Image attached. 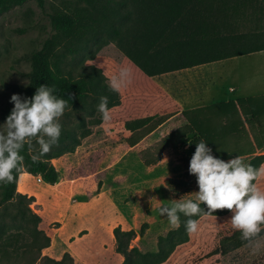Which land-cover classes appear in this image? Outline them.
I'll return each instance as SVG.
<instances>
[{
    "label": "trees",
    "instance_id": "trees-1",
    "mask_svg": "<svg viewBox=\"0 0 264 264\" xmlns=\"http://www.w3.org/2000/svg\"><path fill=\"white\" fill-rule=\"evenodd\" d=\"M28 1L0 0V16ZM37 1L42 5L44 0ZM67 3L74 7L51 16L54 34L29 57L31 69L25 92L31 97L41 84L54 86L56 95L68 101L64 112L80 109L84 113L76 128H62L58 144L51 149L63 148L55 154L47 153L33 162L32 150L36 147L27 141L21 150L23 168L18 174L14 172V182L0 184L1 264H20L24 253H31L34 264L40 253L50 247L51 239L39 228L42 218L31 208L34 198L19 193V181L27 174L42 178L47 185H57L59 171L52 160L74 153L81 138L94 134L95 143L105 145L122 137L127 147L135 150L170 120L180 121L175 131L138 153L148 170L163 161L165 150H172L184 172L179 180L165 181L175 199L182 197L179 195L182 189L193 186L194 175L189 174L188 167L200 140L207 142L213 154L225 161L239 155L245 164L256 168L264 164V95L182 110L154 80L164 74L264 51V32L238 33L232 22L242 14L248 0H67ZM91 43L97 46L102 65L78 73L74 56L84 51L93 55ZM121 66L132 68L131 82L118 93L112 92L107 80ZM101 96L108 97L112 117L108 122H103L97 111ZM104 129L106 134L102 136ZM185 147L189 148V154L181 152ZM94 155L98 163L90 166V171L78 172L86 200L93 199L102 188L107 174L100 169L101 156ZM120 183L117 180L113 187ZM200 206L204 213L198 217L178 212L179 226L163 232L157 238L155 250L145 249L139 242L149 228L147 223L142 225L140 236L134 229L124 231L120 226L114 227L116 250L124 257L122 264H223L263 239L264 225L255 238L245 241L230 224L231 210L208 213L203 203ZM188 219L199 220L198 231L191 235L184 227Z\"/></svg>",
    "mask_w": 264,
    "mask_h": 264
},
{
    "label": "rangeland",
    "instance_id": "rangeland-1",
    "mask_svg": "<svg viewBox=\"0 0 264 264\" xmlns=\"http://www.w3.org/2000/svg\"><path fill=\"white\" fill-rule=\"evenodd\" d=\"M248 2L242 14L232 19L234 28L238 33H262L264 0ZM66 7L74 6L69 5L67 0H44L42 5L37 0H29L0 16V124H3L13 107L9 102L11 95L19 93L27 96V74L31 69L29 57L54 34L51 16ZM90 50L93 55L84 51L74 56V68L78 73L102 65L94 43H91ZM161 79L180 85L178 89L182 95H192V106L262 95L264 51L179 71L173 78H154L157 83H162ZM186 103L190 104V101ZM83 113L80 109L64 112L60 118L61 128H76ZM171 125L177 127L175 120L171 121ZM105 134L104 129L102 136ZM78 135L80 138L81 132ZM93 136L94 134L81 138L74 153H66L52 160L59 171L57 187L45 184L40 177L25 174L20 178L19 193L34 198L31 208L42 218L39 228L51 239L50 247L40 253V259L34 261V264H77L74 258L82 264H122L124 257L116 250L114 233L115 249H111L109 226H113V230L116 226L122 227L124 231L134 229L140 236L142 225L147 223L149 228L143 237L140 236L139 242L145 249L155 250L157 238L163 232L174 228L167 221V213L161 215L158 209L166 204L170 207L172 202H181L183 199L194 200L199 191L196 177L193 176V186L190 189H182L179 193L182 196L180 199L172 197L165 181L179 180L184 173L182 164L177 162L173 152V159L180 167L173 159V162L168 160L160 168L146 170L143 167L138 153L158 143L161 140L158 134L135 150H130L122 137H119L117 142L99 145L95 143L97 141L93 140ZM47 139L45 137L46 141ZM28 141L36 147L32 154L38 155L39 145L36 139ZM62 148L54 147L48 154H55ZM166 151L163 152V161ZM181 152L190 153L188 147L182 148ZM97 153L103 161L100 169L107 174L102 188L93 197L96 200L91 203L93 199L86 200L85 187L79 180L78 172L81 169L90 171V166L98 163L94 155ZM117 180H121V183L113 187ZM256 184L264 191V175ZM129 210L135 213L132 212L133 214L126 217L125 214H129ZM93 213L95 216H92ZM74 214L77 216L74 217ZM78 217L83 223L82 226H86L79 234L74 232L79 222ZM90 226L94 228L95 233L81 239L84 234L90 232ZM117 255L120 258H117ZM20 264H32L31 253H24ZM223 264H264V237L249 250L229 257Z\"/></svg>",
    "mask_w": 264,
    "mask_h": 264
},
{
    "label": "clouds",
    "instance_id": "clouds-1",
    "mask_svg": "<svg viewBox=\"0 0 264 264\" xmlns=\"http://www.w3.org/2000/svg\"><path fill=\"white\" fill-rule=\"evenodd\" d=\"M132 75L131 67L121 66L118 73L107 80L109 90L118 93L131 82ZM9 102L13 107L0 124V184L14 182V172L18 174L23 168L21 150L28 140L35 138L39 145V154L31 157L33 162L58 144L62 131L60 118L68 103L56 95L54 86L47 84L39 85L31 97L14 93ZM97 111L103 122L111 120L107 96L100 97ZM188 172L196 177L198 184L195 199H183L158 209L161 215L167 213V221L172 227L180 224L178 212L189 217L202 215L204 211L200 205L203 203L208 213L218 209L231 210L230 222L240 231V239L251 241L257 236L264 225V191L255 181L264 175V164L256 168L245 164L239 155L225 161L213 154L207 142L200 140L196 142ZM184 227L188 235L196 233L199 220L188 219Z\"/></svg>",
    "mask_w": 264,
    "mask_h": 264
},
{
    "label": "crops",
    "instance_id": "crops-1",
    "mask_svg": "<svg viewBox=\"0 0 264 264\" xmlns=\"http://www.w3.org/2000/svg\"><path fill=\"white\" fill-rule=\"evenodd\" d=\"M175 73H178V72H172V73H168V74H164V75H161V76H157V77H161V78H166V77H170V78H173L174 77V75H175ZM162 80V79H161ZM169 95H171L179 104H180V106H181V108H182V110H189V109H195V108H198V107H202V106H206V105H211V104H215V103H219V102H221L220 100H217V101H213L212 103H208V104H204V105H199V106H192L193 104H192V102L194 101V98H193V96L192 95H190V94H183L182 95V93L179 91V89H178V87H180V85H178L177 86V84H175V83H171V82H168V80H162V83H158ZM231 91H233L232 89H231ZM262 95H264V94H262ZM256 96H260V95H256ZM189 97V98H188ZM250 97H255V96H249V97H247V98H250ZM180 100H182V102H180ZM187 101H190V104H187L186 102ZM229 101V100H228ZM225 102H227V101H225ZM187 105V106H186ZM171 121H173V119L172 120H170V122L168 123V124H166L163 128H161V130L158 132V133H155V134H158L159 135V140L160 139H162V137H164V136H166V135H168L169 133H171V132H173V131H175L179 126H180V121H177V120H175V123H176V125H177V127H175L174 128V126H172L171 125ZM154 134V135H155ZM153 135V136H154ZM152 136V137H153ZM151 137V138H152ZM150 139V138H149ZM158 141V140H157ZM146 142V141H145ZM182 149V148H181ZM173 154H172V151L171 150H167L166 152H165V160L163 161V162H161L156 168H160V167H162L163 165H165L166 164V162L168 161V160H170V161H172L173 162ZM175 161V160H174ZM175 163L176 164H178L176 161H175ZM178 166L180 167V165L178 164ZM155 168V169H156ZM183 169V168H182ZM50 186V185H49ZM58 186V184L57 185H55V186H51V187H57ZM96 199H93L92 201H91V203L92 202H94ZM132 210H129V214L128 213H126L125 214V216L126 217H129L131 214H132ZM79 212L77 211V214H78ZM79 215V214H78ZM77 215L76 214H74V217H76ZM92 216H95V214L93 213L92 214ZM77 220L79 221L78 222V225L74 228L75 230H74V232H76V233H81L84 229H86L85 227L86 226H82L83 225V223L81 222V219H80V217H78L77 218ZM139 223V222H138ZM137 223V224H138ZM91 227V226H90ZM124 228V227H123ZM89 230H90V232L88 233V234H84L83 235V237L81 238V239H85L86 237H90L92 234H94L95 233V230H94V228L93 227H91V228H89ZM109 232H110V238H111V241H112V251H114L113 249H115V244H114V237H113V226H109ZM83 234V233H82ZM117 258H120V256L119 255H117ZM79 261V260H78ZM122 261V260H121ZM120 260H119V262H121ZM114 263V262H113Z\"/></svg>",
    "mask_w": 264,
    "mask_h": 264
}]
</instances>
